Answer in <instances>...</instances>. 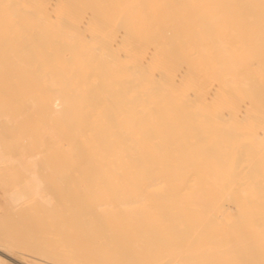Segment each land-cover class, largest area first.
Masks as SVG:
<instances>
[{"label":"bare ground","instance_id":"obj_1","mask_svg":"<svg viewBox=\"0 0 264 264\" xmlns=\"http://www.w3.org/2000/svg\"><path fill=\"white\" fill-rule=\"evenodd\" d=\"M8 117L72 249L0 264H264V0H0Z\"/></svg>","mask_w":264,"mask_h":264},{"label":"rangeland","instance_id":"obj_2","mask_svg":"<svg viewBox=\"0 0 264 264\" xmlns=\"http://www.w3.org/2000/svg\"><path fill=\"white\" fill-rule=\"evenodd\" d=\"M12 120L13 119L8 117L5 119L6 122L4 123L2 122L3 124L2 123L0 124V152H1L0 156L3 152L2 155L4 156H1V158L2 157L5 158V161L2 160L0 162L1 163L0 164V225H1L0 228L3 227L2 229H4L5 227V231L7 230L8 233L12 232L10 234L18 233V236L26 235L30 237L32 240L37 241L36 245L32 247H33V250H35L38 255L35 253L34 254L40 258H42L41 254L46 255L44 256L45 258L43 257L44 259H46L47 257L50 258L51 256L54 258H56L57 256H61V257L68 256V254H71L72 242L70 241L69 237H67L68 241L66 240L64 241L61 237L64 226H66V230H67V225L65 222L68 216V215L66 216V214H68L67 211L69 212V210L65 209L66 202L64 198L60 196L61 202L59 203L60 205L57 206V208H55V205H54V208H47L49 206H45L42 204L39 205L38 204L39 200H37V196L32 194L35 198L34 200L33 196L32 198L30 197L31 192L30 191L27 192L28 189H26V192L22 191L23 184L24 185L26 184L25 180H27V182L29 181L28 178L26 179L27 176L19 172L14 162L8 160L10 158L16 157V151L18 150L17 148L18 144L16 145V143L17 141L18 142L20 141L19 140L20 135L21 137L26 136L24 138H27V140L28 138L29 140L32 138L31 137L32 134L30 133L31 132L33 133L34 131L33 127H36V123H34L33 126L31 127L30 123H26V122L22 123L23 121L13 122L15 120L13 121ZM39 128L40 127H38L37 130H39ZM37 130L35 131L37 132ZM28 134H29V137H27ZM44 175L45 174H43V176ZM47 176H50V175L47 174ZM59 176L61 177V174ZM21 177H23L24 180ZM20 178L23 180L24 182V183L22 182L23 184L21 183ZM53 181L54 180L52 178V182ZM53 184L55 185L56 181L53 182ZM19 189H21V191ZM13 191L14 192L16 191V193L17 194L19 193V195L23 194V199L16 206H13V204L10 201V195ZM53 195L54 193L52 194V197ZM49 197L52 199V200L50 199L52 202V204L51 203L49 204L50 207L53 204H57V202L56 203L54 202L55 200L53 201L55 197L52 198L50 195ZM60 197L58 198L59 200H60ZM29 200H32V202H30ZM22 202L23 204L20 205ZM63 217L64 219L62 220L61 218ZM63 222L65 223V225L63 224ZM5 231L4 233L6 234ZM65 231L63 233L64 236L67 235ZM15 249L19 250L20 247H17ZM22 251H25V250H22ZM27 253H31V252H27ZM2 257L4 258V255H2ZM49 258H47V260H49ZM63 258L58 259L61 262L55 259L56 263L59 262L58 264H64L62 262ZM5 259L6 260L9 259L8 261L13 264L15 263L9 257L7 258V256H5ZM15 264H18V263H15Z\"/></svg>","mask_w":264,"mask_h":264}]
</instances>
